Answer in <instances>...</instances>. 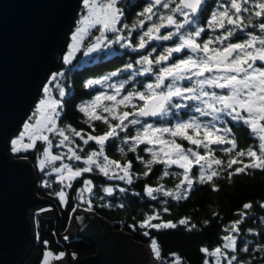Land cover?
Returning <instances> with one entry per match:
<instances>
[{"label":"snow or ice","instance_id":"1","mask_svg":"<svg viewBox=\"0 0 264 264\" xmlns=\"http://www.w3.org/2000/svg\"><path fill=\"white\" fill-rule=\"evenodd\" d=\"M80 5L71 43L63 55L65 65L70 64L81 50L88 56L111 49L113 45L130 48L133 52L144 49L147 54L138 53L139 58L127 63L123 69L83 84L86 89L96 90V85L107 89L97 90L90 100L78 105L85 117L87 131L70 124L59 125L64 105L50 95L51 89L45 84L44 96L25 122L24 131L10 140L12 154L34 151L37 141H43L40 154L35 158L36 167L45 177L55 174L60 188L54 195L61 205L68 202L67 190L74 187L75 181L82 183L76 189L77 199L92 210L91 197L96 195L97 185L93 179L85 178V174L93 171L109 181L132 185L134 179L148 177L153 172V165L163 164L165 170L161 179L171 174L179 176L180 182L175 189H166L162 184L155 187L145 184L143 194L152 200L157 199V193L174 200L187 199L194 176L200 184L211 183L216 190L214 178L222 172L231 179L250 169L264 171V0H224L209 14L204 26H201L200 14L205 11L207 0H147L138 13L139 19L131 27L122 24L124 10L118 6L119 0H80ZM145 26L146 30L137 39L134 30ZM161 29H165L166 34H161ZM250 29H258L259 34ZM93 30L96 35H92ZM239 33H245L246 38L238 39ZM234 38L238 42H231ZM86 40L90 42L85 43ZM150 41H171L172 46L164 47L159 55L153 56L157 48L147 51L151 47ZM174 54H181V57L172 62ZM121 73L126 74L125 78L113 83V78ZM63 75V72L53 73L50 79L55 81ZM183 81H187L188 86H184ZM57 88L59 96L65 97V88L59 83ZM151 118H155V122H148ZM94 122H102L106 130L97 133ZM232 122L247 126L259 141L258 147H239L238 137L229 126ZM47 133L58 136L55 147L66 151L55 153L53 140ZM76 138L83 146L94 142L98 147L88 151L77 143ZM115 140H120L123 145L118 148L120 160L106 154L108 142ZM140 150L147 153L148 158L135 155L134 160L144 166V171L136 175L134 161L127 157L128 153L136 154ZM217 151L225 153L227 159L218 157ZM65 159L68 162H64ZM56 161H61L59 166H55ZM72 161H83L84 166H75ZM173 165L182 172L170 173L168 169ZM41 183L45 188L52 187L50 179ZM182 185L185 186L183 190ZM117 189L121 193L127 192L118 185H106L100 191L112 196ZM99 199L103 200V197ZM252 206L244 203L242 207L247 210ZM258 206L264 208V202ZM168 211V207L152 211L138 224L144 229L143 235L150 237L151 253L159 264H184L175 252L168 254L170 260L162 256V246L149 231L178 226H184L188 231L196 228L189 217L176 222L163 220L162 214ZM239 217L226 226L227 234L222 237L221 244L212 249L203 246L199 249L205 256L202 264H264V242L254 248L250 244L241 246L243 242H238L247 211L240 212ZM43 243L45 248L39 264L60 261L68 255L64 251L53 252L47 247L48 241Z\"/></svg>","mask_w":264,"mask_h":264},{"label":"trees","instance_id":"2","mask_svg":"<svg viewBox=\"0 0 264 264\" xmlns=\"http://www.w3.org/2000/svg\"><path fill=\"white\" fill-rule=\"evenodd\" d=\"M208 5L203 11L201 16V26H204L209 14L214 11L219 4L224 0H207ZM147 0H120V6L124 10V17L122 18V24H128L131 27L132 23L139 19L138 13L145 6ZM162 12L166 11L161 9ZM247 17V14H244ZM247 22V21H246ZM148 22H146L147 25ZM146 30V26L135 29L133 35L138 39L142 31ZM259 34L258 29H250ZM210 31V30H209ZM126 34V33H125ZM161 34H166L165 29H161ZM207 38V37H205ZM246 38L245 33H239L238 39ZM174 40L176 38H173ZM237 38H234L231 42H238ZM88 42V41H87ZM86 42V43H87ZM151 47H148L147 51H151L152 47H157V52L153 53V56L159 55L163 51L164 47L172 46L171 41H150ZM66 47L64 48V51ZM63 51V52H64ZM109 51H113L112 55H108ZM139 54L146 55L147 52L144 49H138L137 52H133L130 48H121L119 45H113L111 49H103L99 52L92 53L91 58L88 59V63H83L84 60L80 56L71 64L65 65L62 57L60 56L58 64L56 65L53 73L63 72L64 75L58 77L56 80L55 95H59L57 84L65 88L66 96L60 97L64 107L61 111V117L58 121L59 125L70 124L76 129L88 130V126L84 124V115L78 110V105L90 100L97 94V90L100 92L107 91L106 87L102 85H96L95 89H86L83 84L89 79H98L101 76L108 75L112 71L117 69H123L129 62H134L139 58ZM187 54V53H185ZM181 54H174V59L180 58ZM139 68V65H136ZM131 70H129V73ZM125 73H121L118 77H114L112 82L115 83L118 80L124 79ZM143 82H147L143 77H138ZM184 86H188L187 81H183ZM220 91V90H217ZM185 118H187L185 116ZM148 122H155V120H148ZM96 124L97 133L106 130V126L102 122H94ZM229 126L233 128V134L238 137V145L241 148H247L248 146L258 147L259 141L255 136H252L247 126L229 123ZM20 130H18L19 132ZM18 132L13 134L11 138L15 137ZM77 143L82 145V142L78 138ZM53 143L56 145L59 138L56 137ZM187 147V142H184ZM83 146V145H82ZM120 140L109 141L106 149V154L112 158L120 160L119 147H122ZM43 147L42 142L36 143V150L29 151L27 153L21 152L19 154H12L10 152V145H8L7 153L16 158L26 157L29 162L34 163L37 155L40 154V150ZM86 147L88 151L98 146L91 142ZM55 153L66 151L63 148L53 147ZM142 155L148 158V154L140 150L138 153H128V159L134 161L133 172L136 175H140L144 171V166L135 161V155ZM216 155L222 159H227L225 153L217 151ZM64 162H68L65 159ZM61 161H57L55 166H59ZM72 164L78 167H83V161H72ZM165 170L163 164L153 165V172L148 177L141 176L140 179L135 180L132 185H127L123 181H109L106 177L100 176L98 172L85 174V178L93 179L97 188L94 189L95 196L91 197L92 211L101 215L107 220H115L112 225L121 230L130 232L137 242L145 245L150 244V237L144 236L143 231L139 227L138 221L152 211H159L162 207H168L169 211L162 214L163 220H171L173 222L178 221L181 218L189 217L190 222L196 225V228L188 231L184 226H178L176 229L167 230H149L151 236L158 239L159 244L162 246V256L167 257L169 260L171 257L168 255L171 252H175L180 255L184 261V264H202V260L205 259L203 253L199 249L208 247L209 249L215 248L223 242L222 237L227 234L225 228L233 220L239 219V213L247 211L248 217L242 225V232L238 237V242L242 241L243 244H250L251 247H256L259 242H264V208H260L258 205L264 202V171L262 170H249L245 174L233 176L228 178L226 172H222L219 177L214 178L216 184V190H213L211 183L200 184L196 181L194 176L193 187L188 192L187 199L174 200L170 197L163 196L162 193H157V199L152 200L143 194V188L145 184L152 186L164 185L166 189H175V185L180 182V177L177 175H169L161 179L162 173ZM50 171V169H49ZM168 171L170 173H181L182 170L175 165L171 166ZM199 169H195V173L198 175ZM50 179L52 183L51 188H45L42 186V180ZM74 187L68 189L69 199L65 205H61L59 199L55 197L54 192L58 191L60 185L55 181V174L45 177L42 173H36V180L34 190L40 197H46L54 200L57 205L60 214V226L59 231L63 232L67 227L68 212L71 206L76 201L79 205H84L82 200L77 199V191L82 186L81 182H73ZM106 185H118L127 189L126 193H121L118 189L114 195L108 196L100 191V188ZM185 186L182 185V190ZM139 193V195H136ZM87 195V194H85ZM99 197H103L100 200ZM165 201L167 203H165ZM251 203L253 206L250 209L244 210L243 204ZM111 205L105 206V205ZM123 205V207H121ZM205 221L208 223L206 224ZM135 225V227H133ZM252 229L251 232L248 230ZM46 234H49L48 230H43L38 239L37 245H34L31 254L24 264H39L41 258V252L43 250V244L41 240ZM70 249L74 250L80 256H89L95 253L89 244L82 240H71L69 242ZM211 259V258H209Z\"/></svg>","mask_w":264,"mask_h":264},{"label":"water","instance_id":"3","mask_svg":"<svg viewBox=\"0 0 264 264\" xmlns=\"http://www.w3.org/2000/svg\"><path fill=\"white\" fill-rule=\"evenodd\" d=\"M79 8L80 0H0V264H24L43 230L49 231L41 240L43 249L48 241L53 252L68 254L50 264L159 263L152 262L147 245L86 204L74 201L60 232L56 203L34 190L41 173L36 163L7 153L10 137L58 64ZM71 240L86 242L95 253L80 256L70 249Z\"/></svg>","mask_w":264,"mask_h":264},{"label":"rangeland","instance_id":"4","mask_svg":"<svg viewBox=\"0 0 264 264\" xmlns=\"http://www.w3.org/2000/svg\"><path fill=\"white\" fill-rule=\"evenodd\" d=\"M120 1V0H119ZM81 6V5H80ZM119 6V5H118ZM120 7V6H119ZM122 8V7H121ZM80 11V8L78 9V11H77V14H78V12ZM76 14V17H75V20L78 18V15ZM74 24H75V22H74ZM74 24H73V26H72V29L70 30V33H69V36H68V40H67V44H66V50L63 52V53H61V57H62V60H63V55L68 51V44L69 43H71V33H72V31L74 30ZM97 34V32H96V30H93V32H92V35H96ZM110 36H111V34H109ZM87 42V40L85 41V43ZM88 42H90V41H88ZM87 42V43H88ZM159 42H161V41H159ZM161 44V43H160ZM160 44H158L157 45V47L160 45ZM156 47V48H157ZM101 51V50H100ZM96 52H99V51H96ZM96 52H94V53H96ZM112 53H113V51H109V53L108 54H111L112 55ZM114 54V53H113ZM91 55H92V53L90 54V55H88V56H85L84 55V52H83V50H81V51H79V52H77L76 53V55H75V57L72 59V61H71V63L74 61V59H77L78 58V56H80L81 58H82V60H84V62H82L81 64H83V63H88V59H90L91 58ZM70 63V64H71ZM259 64H260V62L258 61L257 62V65L259 66ZM52 74H53V72L50 74V76L48 77V79H47V81L45 82V84H48L49 85V87H50V89H51V92H50V95L53 97V98H55V99H58V100H60V96L58 95H55V88H56V80L55 81H53V80H51L50 78H51V76H52ZM44 84V85H45ZM44 85H43V87H44ZM43 87H42V90H41V94H40V97L38 98V100L36 101V103L34 104V106L32 107V109H31V111L29 112V114H28V116H27V118H26V120L24 121V123H23V125L21 126V129H20V131L18 132V134L15 136V137H13V138H16L22 131H24V124H25V122L26 121H28L29 120V117H31L32 116V114H33V112L35 111V109H36V105L39 103V101L43 98V96H44V94H43ZM47 135H49V137L51 138V139H54V138H56V137H58V136H54L53 134H51V133H47ZM13 138H11V139H13ZM10 139V140H11ZM10 140H9V145H10ZM25 142H27V136H25ZM37 142H42L43 143V141H37ZM53 147H55V144L53 143ZM53 151H54V149H53ZM16 155V154H15ZM57 162V161H56ZM55 162V163H56ZM148 248H149V250H150V253H151V249H150V244L148 245ZM151 258H152V262H155L156 260H155V257L153 256V254L151 253ZM159 264V263H158Z\"/></svg>","mask_w":264,"mask_h":264},{"label":"flooded vegetation","instance_id":"5","mask_svg":"<svg viewBox=\"0 0 264 264\" xmlns=\"http://www.w3.org/2000/svg\"><path fill=\"white\" fill-rule=\"evenodd\" d=\"M207 5H208V1H207ZM119 6H120V3H119ZM120 7H121V6H120ZM109 55H111V54H108L107 56H109ZM20 129H21V127H20ZM20 129H19V130H20Z\"/></svg>","mask_w":264,"mask_h":264}]
</instances>
